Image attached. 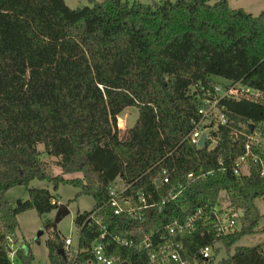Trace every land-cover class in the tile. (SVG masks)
<instances>
[{
	"label": "trees",
	"instance_id": "1",
	"mask_svg": "<svg viewBox=\"0 0 264 264\" xmlns=\"http://www.w3.org/2000/svg\"><path fill=\"white\" fill-rule=\"evenodd\" d=\"M90 2L77 14L64 0H0V264H12L9 239L19 244V214L42 216L59 206L48 189L29 187L34 180L54 191L72 185L76 197L93 199L92 209L73 221L79 262L91 258L92 243L105 233L110 256L141 264L149 255L139 249L146 234L163 233L167 224L223 198L242 210L241 229L216 236L197 222L177 237L182 257L189 264H264V243L236 245L262 218L255 201L264 197V145L250 147L247 174L234 172L248 136L263 133L264 13L252 16L227 0ZM225 83H240L255 95L222 100L226 124L210 132L212 148L210 140L196 148L188 135L198 111ZM126 108H136L138 116L118 134L116 117ZM38 144L56 159L59 174L41 159ZM163 170L170 180L158 186ZM74 174L81 176L67 178ZM118 178L126 196L141 191L155 203L142 220L116 215L108 204ZM17 186L27 188L28 198L10 203L6 192ZM170 192L178 194L175 202ZM44 230L49 264H67L56 224L48 220ZM112 236L133 245H116ZM21 245L15 258L31 264ZM209 246L205 260L199 253ZM219 246L227 257L215 262Z\"/></svg>",
	"mask_w": 264,
	"mask_h": 264
},
{
	"label": "built area",
	"instance_id": "2",
	"mask_svg": "<svg viewBox=\"0 0 264 264\" xmlns=\"http://www.w3.org/2000/svg\"><path fill=\"white\" fill-rule=\"evenodd\" d=\"M255 95V91L242 86L240 83H225L215 86L212 93H208L204 99V107L198 111L199 119L194 122L193 129L188 135V141L191 145L199 148V141L203 135L207 140H210L212 148L215 144L216 137L211 136V131H216L217 126L225 125L227 118L221 109L219 104L224 99L241 100L250 99ZM261 133L258 131L252 132L248 136V142L245 145V154L236 160L235 162V174L242 175L246 170L248 173L247 159L251 155V146H262L260 142ZM206 144V143H205ZM205 146V145H204ZM264 167V166H263ZM264 177V171L262 173ZM188 177H192L189 174ZM170 180L167 170H163L161 178L156 182L168 184ZM128 187L122 185L120 188L113 186L111 189V197L108 204L114 210L116 215L120 213L126 214L129 218L140 221L143 219L144 211L150 207L155 206V203H148L150 196L138 191L131 195L126 196L125 192ZM170 201L175 202L178 198V194L170 192L167 197ZM166 201H163V203ZM243 212L241 209L232 207L225 199H220L213 205H206L203 208L197 209L193 214L187 216L183 221L178 219L167 224L163 229V233H157L152 231L146 234L139 244V249L146 250L148 252L147 261L141 264H189V262L182 257V246L177 241V237L183 235L185 232L194 229L196 223H201L205 227H211L216 236H226L238 229V225L241 223V217ZM93 218V215L90 216ZM97 224H100V220H96ZM111 240L116 245L123 247H129L133 245V241H127L120 236H112ZM9 252L8 257L12 264H15V255L19 248V244L13 243L9 239ZM107 244L105 243V233H102L91 245L89 253L91 258L86 259L83 262H79L78 259L82 254L79 248L78 236L73 240L70 236L64 237V256L67 264H133L127 261H122L119 257L110 256L107 250ZM213 247H204L200 250V255L203 259L208 260L212 254ZM88 251L86 250L85 253Z\"/></svg>",
	"mask_w": 264,
	"mask_h": 264
},
{
	"label": "rangeland",
	"instance_id": "3",
	"mask_svg": "<svg viewBox=\"0 0 264 264\" xmlns=\"http://www.w3.org/2000/svg\"><path fill=\"white\" fill-rule=\"evenodd\" d=\"M100 1V0H95ZM127 1H137L143 4L155 5L160 0H127ZM216 0H210V3H214ZM228 4L233 9H242L246 13L252 16H258L261 13H264V0H227ZM65 4L73 9L78 10L82 9L85 6H90V0H64ZM138 116V111L136 108H126L121 114L116 117V126L118 130V134L126 129L127 127H131ZM119 121L122 122V126L120 128ZM261 135L260 142L264 145V127ZM37 151L40 153V157L42 160L50 163L52 167L53 174H59L60 169L55 166L56 159L48 156L44 153L43 145L38 144L36 146ZM264 166V165H263ZM264 168V167H263ZM246 174V170L244 171ZM77 176H81L79 174L69 175L67 178H74ZM115 186L120 188L122 186L120 178L116 179ZM29 187H37V188H46L48 189L58 200L59 205H65L69 211V214L63 217L57 224L56 229L62 237L70 236L73 240H75L78 236L77 228L75 227L73 221L77 212L89 211L92 209L94 201L91 197L88 196H77L78 189L72 185L60 184L56 191L53 190L51 184L45 181L34 180L30 183ZM225 194H222V197ZM28 198L27 188L24 186H17L11 188L6 192V199L10 203H15L18 199L25 200ZM255 205L258 209L259 214L262 216L256 231L249 236H245L240 239L236 245L244 246V247H252L261 243H264V197L257 199L255 201ZM55 219V211L50 214H45L39 216L34 210H29L23 212L17 216L18 229H17V237L19 240V244L22 243L21 247L25 253H30L33 260L31 264H49L47 259V249L45 247V240L48 237V233L44 230V224L50 220L54 222ZM242 227V223L238 225V229L240 230ZM42 231V235L39 238L38 242L35 241L36 236H38L39 232ZM227 255L221 246L218 247V254L215 256V262H218L221 259L226 258ZM15 264H21L19 260H17V256L15 258Z\"/></svg>",
	"mask_w": 264,
	"mask_h": 264
},
{
	"label": "water",
	"instance_id": "4",
	"mask_svg": "<svg viewBox=\"0 0 264 264\" xmlns=\"http://www.w3.org/2000/svg\"><path fill=\"white\" fill-rule=\"evenodd\" d=\"M79 11H80L79 9L78 10H75V12L77 14L79 13ZM249 129H250V132H252V130H253V124H249ZM205 143H206V136L203 135L202 138L199 141V147L200 148H203L204 145H205ZM157 184H158V186L160 185V183H157ZM68 214H69V211H68L67 207L65 205H62V204L59 205L58 208L55 211L54 223L57 224L63 217H65ZM41 235H42V231L39 232V234H38V236H36L35 240H39V238L41 237ZM59 254L63 258H65L63 249H60L59 250Z\"/></svg>",
	"mask_w": 264,
	"mask_h": 264
},
{
	"label": "crops",
	"instance_id": "5",
	"mask_svg": "<svg viewBox=\"0 0 264 264\" xmlns=\"http://www.w3.org/2000/svg\"><path fill=\"white\" fill-rule=\"evenodd\" d=\"M128 128V127H127ZM130 128V127H129ZM129 128H128V130H129ZM53 213V212H52ZM52 213H50V215H52Z\"/></svg>",
	"mask_w": 264,
	"mask_h": 264
}]
</instances>
